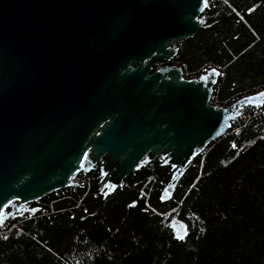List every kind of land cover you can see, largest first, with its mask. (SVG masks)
Segmentation results:
<instances>
[{
    "label": "water",
    "instance_id": "95a60500",
    "mask_svg": "<svg viewBox=\"0 0 264 264\" xmlns=\"http://www.w3.org/2000/svg\"><path fill=\"white\" fill-rule=\"evenodd\" d=\"M209 0H0V224L102 162L104 195L157 157L172 197L191 159L264 89L210 104L220 70L186 78L176 45ZM165 62L154 71L156 62ZM9 209V210H8ZM178 239L182 224L172 222Z\"/></svg>",
    "mask_w": 264,
    "mask_h": 264
},
{
    "label": "trees",
    "instance_id": "16d2710c",
    "mask_svg": "<svg viewBox=\"0 0 264 264\" xmlns=\"http://www.w3.org/2000/svg\"><path fill=\"white\" fill-rule=\"evenodd\" d=\"M203 15L210 25L177 44L169 64L186 78L219 69L217 106L263 90L264 0H209ZM262 111L243 107L231 129L191 159L168 200L173 169L155 158L107 195L99 163L86 172L88 185L24 205L3 223L0 264H264ZM172 222L183 225L182 239Z\"/></svg>",
    "mask_w": 264,
    "mask_h": 264
},
{
    "label": "built area",
    "instance_id": "2783aa9c",
    "mask_svg": "<svg viewBox=\"0 0 264 264\" xmlns=\"http://www.w3.org/2000/svg\"><path fill=\"white\" fill-rule=\"evenodd\" d=\"M158 68L160 66H162L163 62L160 61V62H156ZM173 65L176 66V63H173ZM213 68V67H212ZM209 69H211V67H206V68H203L202 69V73H206ZM183 70V69H182ZM183 75H184V72H183ZM213 94V93H212ZM213 96V95H212ZM212 96L210 98V104H212ZM214 105V104H212ZM215 107H219L217 105H214ZM263 106V105H262ZM262 106H255L254 108L256 109H260L262 108ZM264 112V111H262ZM158 160H161L162 158L159 156L157 157ZM100 164H102V162H100ZM73 181L76 182V183H79V184H85V185H88V181H89V178L87 177L86 175V172H80L79 174H77L74 178H73ZM9 235V230L6 228L5 224L1 223L0 224V240H5L7 238V236Z\"/></svg>",
    "mask_w": 264,
    "mask_h": 264
},
{
    "label": "flooded vegetation",
    "instance_id": "af4514ba",
    "mask_svg": "<svg viewBox=\"0 0 264 264\" xmlns=\"http://www.w3.org/2000/svg\"><path fill=\"white\" fill-rule=\"evenodd\" d=\"M163 65V64H162ZM153 67L156 69V68H158V66H157V64L155 63L154 65H153ZM23 206L24 205H22V206H20V207H17V209H15V214H17V213H19V211L21 210V209H23Z\"/></svg>",
    "mask_w": 264,
    "mask_h": 264
},
{
    "label": "bare ground",
    "instance_id": "6f19581e",
    "mask_svg": "<svg viewBox=\"0 0 264 264\" xmlns=\"http://www.w3.org/2000/svg\"><path fill=\"white\" fill-rule=\"evenodd\" d=\"M6 221H7V220H6ZM6 221H5V222H6ZM3 223H4V222H3ZM13 225L16 226V224H13Z\"/></svg>",
    "mask_w": 264,
    "mask_h": 264
},
{
    "label": "rangeland",
    "instance_id": "374dc122",
    "mask_svg": "<svg viewBox=\"0 0 264 264\" xmlns=\"http://www.w3.org/2000/svg\"><path fill=\"white\" fill-rule=\"evenodd\" d=\"M60 191V190H59Z\"/></svg>",
    "mask_w": 264,
    "mask_h": 264
}]
</instances>
